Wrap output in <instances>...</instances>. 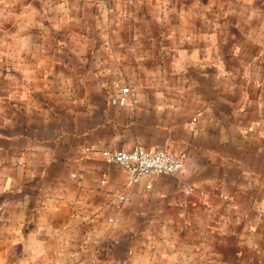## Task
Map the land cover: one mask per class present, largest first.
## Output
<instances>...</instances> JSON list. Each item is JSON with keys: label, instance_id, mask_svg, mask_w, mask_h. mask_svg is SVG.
Here are the masks:
<instances>
[{"label": "crops", "instance_id": "obj_1", "mask_svg": "<svg viewBox=\"0 0 264 264\" xmlns=\"http://www.w3.org/2000/svg\"><path fill=\"white\" fill-rule=\"evenodd\" d=\"M0 264H264V0H0Z\"/></svg>", "mask_w": 264, "mask_h": 264}, {"label": "built area", "instance_id": "obj_2", "mask_svg": "<svg viewBox=\"0 0 264 264\" xmlns=\"http://www.w3.org/2000/svg\"><path fill=\"white\" fill-rule=\"evenodd\" d=\"M130 100H132V92L127 86L120 87L115 94L109 97L111 104L123 105ZM106 160L117 164L126 172L127 185L143 177L151 178L159 174L178 173L184 167V160L180 156L142 145H135L131 149L108 151ZM145 186L149 188L150 182H147ZM119 198L121 201L126 199L124 195Z\"/></svg>", "mask_w": 264, "mask_h": 264}]
</instances>
